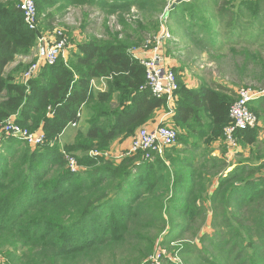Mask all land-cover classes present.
Here are the masks:
<instances>
[{"label": "trees", "instance_id": "trees-1", "mask_svg": "<svg viewBox=\"0 0 264 264\" xmlns=\"http://www.w3.org/2000/svg\"><path fill=\"white\" fill-rule=\"evenodd\" d=\"M15 1L0 4V122L15 116L23 127L41 129L45 141L0 142V253L9 258L0 264H153L170 246L182 260L168 264H264L262 128L238 132L241 145L254 148L245 161L231 163L221 147L235 91L204 80L190 87L184 67L174 68L179 89L170 123L177 144L153 160L128 154L115 163L100 153L166 106V98L141 89L146 70L134 54L154 47L164 22L179 48L256 45L264 35V0H35L39 18L87 6L106 17L118 14L121 28L76 43L26 83L16 80L21 65L5 69L37 37ZM245 45L246 59L259 56ZM100 77L108 89L95 95L92 81ZM249 86L264 87H242ZM84 106L93 111L89 127L61 145ZM250 107L263 121L264 97ZM202 143L206 149L198 152ZM214 143L223 156L212 155ZM70 157L87 169L73 172ZM208 216L211 235L202 233Z\"/></svg>", "mask_w": 264, "mask_h": 264}, {"label": "rangeland", "instance_id": "rangeland-1", "mask_svg": "<svg viewBox=\"0 0 264 264\" xmlns=\"http://www.w3.org/2000/svg\"><path fill=\"white\" fill-rule=\"evenodd\" d=\"M10 2L16 1L0 0V4H9ZM19 3L20 0H18L17 2L18 8ZM48 11H45V13H47ZM133 11L136 12V10ZM86 15H88V17ZM137 15L139 17V12ZM127 17L128 21L131 22L132 17H130L129 15H127ZM138 17L136 16V18ZM47 23H50V25H47ZM108 27L111 30H119L121 28L118 14L106 17L105 14L100 13L99 10L87 6L69 7L64 11L63 14L58 13L55 16H49L48 18L44 17L42 13L39 18L38 26L36 27L37 37L35 44L31 48L29 53H20L19 55H17L15 60L5 68L6 73H9L15 67L21 65L23 69L16 75V80H19L20 77L19 81L21 82L22 73H24V71L28 69L31 63L36 61L38 44L40 42V38L44 35L51 39L66 37L65 49L62 54V56L66 57L68 51H71L76 46V43L81 42L84 39L91 37L92 35H95L97 37H100L101 35L106 36ZM248 28V26L245 27V35L243 38L247 37ZM59 33H62L63 35L61 36V34L59 35ZM263 41L264 35L260 38L259 43L256 45L252 43V45L249 44L248 46H246V40L245 44L242 43L243 45H245V47H249L251 51L259 53V56L257 58L247 56V59L246 55H244L242 51L244 47L242 44H232L230 46H227L225 50L223 49L221 52H213L207 50L203 51L201 49H198L197 47H190V49L187 50L186 47H181L177 52L178 55L175 53V55H177L175 57H177L178 60L177 68H180L181 66L184 67L183 72H181L183 73V81L186 83H190L189 85L187 83L188 86L191 85L190 87H195L198 83L204 80L205 82L214 86L224 85L226 87H229L230 89L235 91V94L237 96V92L240 87L242 88V86H245L249 83L264 86V48L260 46V44H263ZM174 107L175 103L166 100V106L162 109L168 112L171 111L170 109H174ZM163 110H161V112L165 113ZM260 121L261 123H264V120L262 121L260 119L258 120V125L260 124ZM146 126L147 123L145 122L143 125L137 128L132 135L114 140L108 150L100 151L101 155L111 162L119 163L124 157L128 155L132 140L136 132L140 128ZM71 129L72 128L69 125L65 130L68 131ZM262 130L263 131L260 132L259 137L264 140V129ZM225 146L226 145L224 144V139H222L221 147L224 148ZM200 147L201 148L198 150V152L204 151L206 149V144L202 143ZM241 147L237 153H226L224 156L231 163H238L241 161H245V159H249L251 149L254 148H251L252 146L246 145L245 153L242 154L240 153ZM97 150L98 149H95L94 152L98 153ZM231 168H229L228 171ZM86 169L87 168H85L84 166H80L79 171H84ZM214 181L215 182L212 183L211 188H214L216 185V180ZM201 223L202 219H199L197 225L200 226ZM202 229V233L206 232L210 235L214 233V228L211 227L209 216L206 223H203ZM197 245L200 249L205 246L209 250V252L212 249V247L208 243H197ZM157 255H159V253ZM161 258L163 259L162 261ZM167 259H170L171 261L182 260L181 256H179L177 254V251L174 250V246H170L167 249L164 248L159 256H154L152 258V261L154 264H160L161 262L162 264H168ZM6 260H9V258L6 259L5 256L0 253V261H5L7 263Z\"/></svg>", "mask_w": 264, "mask_h": 264}, {"label": "built area", "instance_id": "built-area-1", "mask_svg": "<svg viewBox=\"0 0 264 264\" xmlns=\"http://www.w3.org/2000/svg\"><path fill=\"white\" fill-rule=\"evenodd\" d=\"M19 9L22 11L26 25L36 29L39 13L35 0H20ZM164 23L160 33L155 38L154 47L148 50H151L150 55L141 58L146 70V82L141 86V89L149 90L156 98H166L167 101L175 103L179 83L173 66L167 62L162 51L165 41L172 36ZM65 43L66 37L51 39L46 35L42 36L36 52V61L31 63L28 69L22 73V81L28 82L38 75L42 67L55 64L64 52ZM261 97H264V87L249 86L238 90L237 98L229 111L231 122L224 130L227 154H234L239 151L241 147L238 136L239 131L258 125V117L251 110L250 105L254 100ZM172 112L171 110L170 113L172 114ZM78 123L72 122L70 125L76 127ZM8 138H18L31 147H36L43 145L45 134L41 129L32 131L27 127H23L16 121L15 116H10L4 122H0V142ZM177 141L178 132L173 124L161 123L155 127L146 126L136 132L128 154H140L145 160H153L155 156H162L165 149L175 146ZM69 166L73 172L79 171L80 166L74 157L69 158Z\"/></svg>", "mask_w": 264, "mask_h": 264}, {"label": "crops", "instance_id": "crops-1", "mask_svg": "<svg viewBox=\"0 0 264 264\" xmlns=\"http://www.w3.org/2000/svg\"><path fill=\"white\" fill-rule=\"evenodd\" d=\"M167 30L170 32L168 27H167ZM170 33L172 34V36H171V38L169 40L165 41L164 46L162 47V51H163V53L166 56L167 62L171 66H173V68L177 69L178 60H177V57H175V56L178 55L177 52L179 51V49L181 47L179 48V46H178L179 44H177V42H178L177 34H175L174 31H171ZM69 52L70 51H68L66 57L68 56ZM150 53H151V50L148 51V50H143V49H137L134 54L141 59V58L149 56ZM175 53L177 55H175ZM189 84L190 83H188V85ZM107 89H108V83H107L106 78L100 77V78L93 79V81H92V92L95 95H97L98 93H101V92H105V91H107ZM161 110H163V109H161ZM161 110L158 109L155 112L154 116L146 122L148 127H155V126H157V125H159L161 123H164V124L165 123H169V124H171L170 121H171V116H172L173 112L171 114L170 111L167 112V111L163 110L165 112V113H163V112H161ZM170 110L173 111V109H170ZM92 115H93V111L89 107L84 106L83 109H82L81 118H80V121H79L78 125L76 127L70 125L71 128H72L71 130H68V131L64 130L63 131V133L59 137L60 144L61 145L71 144L75 140L76 134L78 133V131L80 129H84L85 130V129H87L89 127V119L92 117ZM263 124L264 123H261V121H260L259 125H261L262 129H264V125ZM260 139H261V137H260ZM240 146H242L241 143H240ZM242 147H241L240 153L244 154L245 153V145L242 146ZM211 149H214L213 152H212V155H214V156H223L224 155L223 151H222L221 147L218 145V143H214L212 145Z\"/></svg>", "mask_w": 264, "mask_h": 264}, {"label": "water", "instance_id": "water-1", "mask_svg": "<svg viewBox=\"0 0 264 264\" xmlns=\"http://www.w3.org/2000/svg\"><path fill=\"white\" fill-rule=\"evenodd\" d=\"M182 1H186V0H175V3H180Z\"/></svg>", "mask_w": 264, "mask_h": 264}]
</instances>
